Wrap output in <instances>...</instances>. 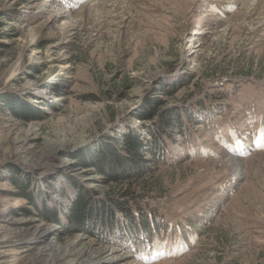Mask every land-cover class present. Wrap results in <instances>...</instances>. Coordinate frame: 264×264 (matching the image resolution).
Segmentation results:
<instances>
[{
    "label": "rangeland",
    "instance_id": "rangeland-1",
    "mask_svg": "<svg viewBox=\"0 0 264 264\" xmlns=\"http://www.w3.org/2000/svg\"><path fill=\"white\" fill-rule=\"evenodd\" d=\"M50 1L0 0V264H264V0H122L129 11L107 25L90 16L37 37ZM154 96L171 127L154 157L141 150L149 168L134 190L168 220L102 238L88 221L62 229L60 210V223L40 216L78 196L72 181L120 196L78 154L131 129L148 139L160 115L138 114ZM26 104L29 120L11 108Z\"/></svg>",
    "mask_w": 264,
    "mask_h": 264
},
{
    "label": "trees",
    "instance_id": "trees-1",
    "mask_svg": "<svg viewBox=\"0 0 264 264\" xmlns=\"http://www.w3.org/2000/svg\"><path fill=\"white\" fill-rule=\"evenodd\" d=\"M171 87L166 90L160 89L159 93H168L171 91ZM159 101L158 96L149 98L145 108L141 109V113L138 114V117L142 120H153L160 115L155 122L156 128L153 127L154 123L152 127H147L148 139H145V130L140 133L139 129H131L124 133L119 132L114 137L108 138V140H102L94 147L96 148L95 151L94 149H88L78 154L77 162L79 164L81 163L88 168L93 167L95 173L109 182H119L121 184L122 189L118 192L120 196H116L118 198L111 197L106 201L99 200L94 195L98 192L86 193L85 187H78V184L72 181L71 187L72 189H78V196L68 198L66 202H62L61 205H57L52 209L45 208L46 211L40 209L39 215L43 217L45 213H48V219L60 223L61 215L58 214V210H60V212L65 213L64 216L69 222L68 225L59 224L62 229L69 228V226L83 229L87 227L85 222L88 221L89 232L102 238L107 236L109 231V234L113 231L119 232L122 227L127 226L134 230L140 227V230L136 231L137 235L146 234L150 231V219L155 220L156 217H162L168 220L158 207H149V203L144 202L146 196L143 197L134 190L135 179L145 177V173L149 168L148 163L144 162L145 157L141 154V150L145 149L144 155L148 153L150 157H154L157 142L163 141L166 135L169 134L166 133L167 127H171L172 119L170 118H172V114L169 113V110L160 113V110L156 109L155 106V103ZM11 108H16L17 114L25 120L32 119L37 115L36 110L29 108L28 104L12 106ZM123 179L126 183L123 182ZM19 186L23 197L29 200L31 205L39 208L34 197L26 192V185L19 184ZM141 187L145 188L143 184H141ZM63 193L65 192L63 191ZM119 215L122 217H119ZM127 231H130V228H127Z\"/></svg>",
    "mask_w": 264,
    "mask_h": 264
},
{
    "label": "bare ground",
    "instance_id": "bare-ground-1",
    "mask_svg": "<svg viewBox=\"0 0 264 264\" xmlns=\"http://www.w3.org/2000/svg\"><path fill=\"white\" fill-rule=\"evenodd\" d=\"M97 1H99L100 3H98ZM120 1L123 2L122 0H94L93 3H82L83 5L80 8L73 11L72 9L59 8L57 6L58 3L55 0H52L50 1V4L54 7L53 11L51 14L46 15L41 21H39V23L35 25V34H37V37L51 34L63 37L66 32L73 30L77 25L81 23L83 19L87 20L90 18V16H94L93 18H95L96 21L101 23L102 25H107L109 20H106L104 17L108 15L117 17L120 16V14L129 11L128 6L124 2V5H121L122 3ZM45 2L47 1H42V4H45ZM115 2L116 5L114 6ZM119 2L121 3L120 5ZM105 5L107 7H109L110 5V7H113L112 9H104L103 6ZM22 66L23 59L22 55H20L16 60L14 67L9 72H6V79L4 81L12 79L16 75V73L20 71ZM65 66L66 65H63V67ZM226 161L231 166H236V162L231 158H228Z\"/></svg>",
    "mask_w": 264,
    "mask_h": 264
}]
</instances>
